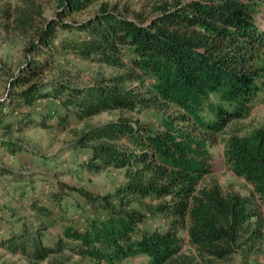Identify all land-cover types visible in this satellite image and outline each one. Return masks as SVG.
Here are the masks:
<instances>
[{"label":"trees","instance_id":"16d2710c","mask_svg":"<svg viewBox=\"0 0 264 264\" xmlns=\"http://www.w3.org/2000/svg\"><path fill=\"white\" fill-rule=\"evenodd\" d=\"M19 2L13 10H0V17L12 19L21 34L31 32L25 62L9 77L1 109L54 99L78 119L110 111L140 114L153 107L176 112L162 113L156 131L121 116L81 134L74 147L88 150L85 170L92 175L105 169L124 170L125 184L114 194L83 195L90 215L82 230L66 225L32 199L29 211L40 225L0 229V250L31 263L68 252L90 264H125L142 257L145 264H198L195 257L179 254L178 229L186 221L189 242L202 257L224 259L238 246L262 237L251 227L259 212L250 198L197 186L210 173L213 136L230 122L245 119L260 92L257 82L264 80V59L260 64L256 61L264 50V32L253 15L264 0H175L155 7L148 19L140 14L130 19L103 4L81 23L64 19L89 7L92 0H53L56 17L50 20L42 17L38 0ZM58 31L85 36L59 38ZM62 52L127 72L83 88L46 80ZM145 77L152 82L144 91L127 85L143 83ZM67 120L62 116L58 125L62 128ZM25 124L52 128L43 121ZM0 149L9 154L26 151L20 143L2 140ZM223 156L228 170L251 186L264 209V128L230 136ZM4 176L19 181L0 166V178ZM60 188L72 189L66 184ZM128 197L168 199L156 212L172 218L171 226L164 232L143 229L144 216L129 208ZM57 226L60 232L54 244H45L42 232Z\"/></svg>","mask_w":264,"mask_h":264},{"label":"rangeland","instance_id":"374dc122","mask_svg":"<svg viewBox=\"0 0 264 264\" xmlns=\"http://www.w3.org/2000/svg\"><path fill=\"white\" fill-rule=\"evenodd\" d=\"M175 0H92L89 7L79 13H74L64 19L69 23H81L93 17L105 4L115 7L130 19L140 14L144 19L153 16L155 7ZM183 1V0H180ZM42 8V17L50 20L56 17V5L53 0H38ZM20 5L19 0H0V10L9 7L13 10ZM257 28L264 32V3H258L253 15ZM0 24L7 25L4 29L0 25V100L5 97L9 77L16 73L25 62L24 48L30 39L15 29L12 19L6 21L0 17ZM85 35L77 32L58 31L59 38L71 40L82 39ZM126 58V57H125ZM264 59V50L259 52L257 63ZM52 72L45 75L46 80H63L71 86L83 88L102 82L111 77L125 74L126 69H112L96 63L80 61L71 52L60 53L54 61ZM152 82L151 77H145L143 83L127 84L142 87L144 91ZM260 92L252 103L248 116L243 120L230 122L220 133L213 136L209 146L210 173L202 178L197 186L201 188H219L224 195H236L251 199V206L259 212L257 218L251 219V227L261 232V238L254 244H244L237 247L235 252L224 259H214L199 256L198 251L190 244L187 234V221L178 229L180 239L179 254L195 257L198 264H264V209L253 196V191L243 179L235 176L224 162V146L232 135L244 136L253 130L264 128V80L257 82ZM176 112L174 108L162 111L153 107L143 110L140 114H129L121 111L104 112L99 115L78 119L73 112L66 113L60 103L54 99H43L35 102L31 107L21 109L0 108V142L14 141L20 143L26 151L9 154L0 149V166L12 171L19 181L12 177L0 178V229L12 227L20 230L23 223L28 226L40 225L29 211V203L36 198L45 207L52 210L56 217L65 220L77 230L84 228L85 218L90 215V206L84 194L105 196L114 194L126 182L125 171L105 169L99 174L92 175L85 170L87 149L75 148L77 138L90 128L116 121L121 116L137 119L146 124L151 130L159 129L162 113ZM68 118L61 128L58 121L62 116ZM29 121L46 122L52 125L50 129L26 126ZM21 180V181H20ZM61 184H66L71 190H62ZM129 208L144 216L143 229L149 231H166L172 218H165L156 212L160 203L165 200H155L149 197H128ZM59 227L50 228L42 232L45 244H54ZM146 258H135L125 264H145ZM0 264H90L62 252L52 255L38 263H31L26 259L8 254L0 250Z\"/></svg>","mask_w":264,"mask_h":264}]
</instances>
